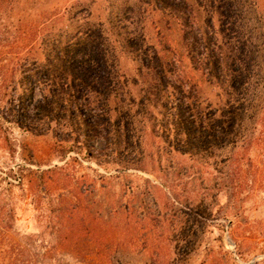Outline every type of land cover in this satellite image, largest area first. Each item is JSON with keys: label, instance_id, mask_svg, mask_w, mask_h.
Segmentation results:
<instances>
[{"label": "trees", "instance_id": "1", "mask_svg": "<svg viewBox=\"0 0 264 264\" xmlns=\"http://www.w3.org/2000/svg\"><path fill=\"white\" fill-rule=\"evenodd\" d=\"M16 3L0 0V19ZM83 22L63 33L54 17L37 23L30 47L29 29L17 27L15 83L2 93L0 125L51 130L86 159L116 164L117 157L124 169L164 154L217 159L243 148L258 125L264 130V0H131L115 16ZM202 85L217 89L220 103L202 100ZM145 135L157 141L153 151ZM93 139L103 150L89 145ZM113 232L120 238L116 229L88 230L97 257L112 251L102 244Z\"/></svg>", "mask_w": 264, "mask_h": 264}, {"label": "rangeland", "instance_id": "2", "mask_svg": "<svg viewBox=\"0 0 264 264\" xmlns=\"http://www.w3.org/2000/svg\"><path fill=\"white\" fill-rule=\"evenodd\" d=\"M130 1L18 0L12 12L6 8L0 19V106L2 93L15 83L10 43L17 27L29 29L25 43L30 47L39 38L37 23L54 17L57 31H73L83 21L117 15ZM133 67L122 61L125 71ZM200 97L220 103L209 85L200 86ZM38 99L35 93L34 102ZM144 143L150 151L158 146L149 135ZM72 144L58 142L51 130L36 135L0 125V264H264V130L259 125L243 148L217 159L164 154L160 160L146 158L138 169L122 168L117 157H112L116 164L98 165L84 150L69 148ZM89 145L104 148L102 139ZM95 226L121 232L102 244L112 249L103 258L88 241ZM69 231L75 234L65 243L69 236L63 232ZM186 242L192 246L184 247Z\"/></svg>", "mask_w": 264, "mask_h": 264}]
</instances>
